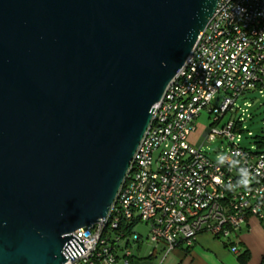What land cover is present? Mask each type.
Returning <instances> with one entry per match:
<instances>
[{
    "label": "water",
    "instance_id": "95a60500",
    "mask_svg": "<svg viewBox=\"0 0 264 264\" xmlns=\"http://www.w3.org/2000/svg\"><path fill=\"white\" fill-rule=\"evenodd\" d=\"M217 0H0V264H63L106 217Z\"/></svg>",
    "mask_w": 264,
    "mask_h": 264
},
{
    "label": "built area",
    "instance_id": "2783aa9c",
    "mask_svg": "<svg viewBox=\"0 0 264 264\" xmlns=\"http://www.w3.org/2000/svg\"><path fill=\"white\" fill-rule=\"evenodd\" d=\"M208 20L154 105L106 217L71 234L63 264H132V247L143 241L151 245L147 259L157 248H189L201 234L238 254L230 237L238 238L249 218L263 220L264 152L235 141L244 119L214 124L235 113L238 100L264 90V0H217ZM203 109L214 117L193 147L188 139ZM215 138L229 148L211 160L201 146ZM138 224L143 237L134 232Z\"/></svg>",
    "mask_w": 264,
    "mask_h": 264
},
{
    "label": "rangeland",
    "instance_id": "374dc122",
    "mask_svg": "<svg viewBox=\"0 0 264 264\" xmlns=\"http://www.w3.org/2000/svg\"><path fill=\"white\" fill-rule=\"evenodd\" d=\"M252 99H258L259 103H255L253 106L248 107L249 104L252 105L254 103L255 100ZM235 108H238L235 113H232L231 111L226 112L219 123L214 124V126L219 127L224 122L232 119L236 120V118L244 119L245 122L241 123V131L237 133L239 137H236V135L235 141L242 148L252 150L256 149L260 152H264V90H262V92L249 93L248 96H246V99L238 100L236 102ZM206 112L207 111L203 109L200 112L198 118L194 121L196 130L192 136L189 137V143L193 147H199V145H201L204 133L212 124V119L214 116L213 114L208 115ZM228 148V142L223 138H215V140H213L211 143L208 142L201 146L202 152H204L211 160H215L216 156L218 155H225ZM245 229L246 225H243L242 229H240L241 232L238 238H236V236L230 237L231 242L236 244V249L239 251L240 255L242 253V245L237 243L239 242V239L241 240L242 237L247 235L248 231L246 232ZM134 232H136V234H140L143 237L145 233V226L142 224L136 225L134 227ZM221 242H225V240H221ZM248 243L253 246L256 252V264H259L261 262L262 255H264V222L255 219V226L251 230ZM150 246L151 245L143 241L142 245L140 246V252L137 251V249L133 246L132 250L134 252V257L146 258L149 251L151 250Z\"/></svg>",
    "mask_w": 264,
    "mask_h": 264
},
{
    "label": "crops",
    "instance_id": "0c3cea01",
    "mask_svg": "<svg viewBox=\"0 0 264 264\" xmlns=\"http://www.w3.org/2000/svg\"><path fill=\"white\" fill-rule=\"evenodd\" d=\"M255 219L253 217L248 219L245 229L248 233L241 240L239 239L237 243L242 245V253L247 251L249 254L246 264H256V252L253 246L248 243L251 230L255 226ZM261 221L264 222V218ZM140 250L141 248L138 247L137 251L140 252ZM239 255V251L238 254L232 253L230 247L225 242L214 239L209 235L201 234L197 236L189 248L181 246L174 248L166 254H163L162 248H157L154 257L147 259L134 258L132 264H241L237 257ZM259 264H264V255H262Z\"/></svg>",
    "mask_w": 264,
    "mask_h": 264
},
{
    "label": "trees",
    "instance_id": "16d2710c",
    "mask_svg": "<svg viewBox=\"0 0 264 264\" xmlns=\"http://www.w3.org/2000/svg\"><path fill=\"white\" fill-rule=\"evenodd\" d=\"M249 254L247 251H244L241 255L237 256L241 264H246L249 259Z\"/></svg>",
    "mask_w": 264,
    "mask_h": 264
},
{
    "label": "clouds",
    "instance_id": "9594fccd",
    "mask_svg": "<svg viewBox=\"0 0 264 264\" xmlns=\"http://www.w3.org/2000/svg\"><path fill=\"white\" fill-rule=\"evenodd\" d=\"M242 175L245 177V179L242 180L241 183H244V184L246 185V184H247V179H246V177H247V172H246V171H245V172H242Z\"/></svg>",
    "mask_w": 264,
    "mask_h": 264
}]
</instances>
